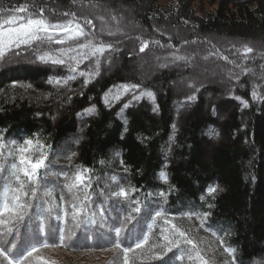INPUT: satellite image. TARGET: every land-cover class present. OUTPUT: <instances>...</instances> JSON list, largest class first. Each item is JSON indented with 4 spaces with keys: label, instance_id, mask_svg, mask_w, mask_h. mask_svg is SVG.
I'll return each instance as SVG.
<instances>
[{
    "label": "trees",
    "instance_id": "1",
    "mask_svg": "<svg viewBox=\"0 0 264 264\" xmlns=\"http://www.w3.org/2000/svg\"><path fill=\"white\" fill-rule=\"evenodd\" d=\"M117 4L149 32L136 39L141 55L160 42L152 28L174 26L187 40L230 38L231 50L215 46L223 59L264 73L253 44L264 42V0H0V248L15 244L9 258L21 264H125L126 248L128 264H264V89L244 75L213 106L205 95L223 92L198 87L173 111L176 74L142 83L125 56L102 74L116 44L89 12ZM28 19L48 31L8 43ZM57 100L68 105L58 121ZM218 111H229L221 124ZM70 139V156L57 157ZM22 148L44 159L35 180L22 175Z\"/></svg>",
    "mask_w": 264,
    "mask_h": 264
},
{
    "label": "rangeland",
    "instance_id": "2",
    "mask_svg": "<svg viewBox=\"0 0 264 264\" xmlns=\"http://www.w3.org/2000/svg\"><path fill=\"white\" fill-rule=\"evenodd\" d=\"M206 10L211 9L206 7ZM89 13L98 20L97 27L101 32L110 37L116 36L118 38L116 40H110L112 43L116 44V46L120 42L119 37L126 36V40H129L124 47L123 53L116 55L114 59L111 58L106 70H104L102 74L118 68L122 64L123 56L130 60V65L136 72V79L142 83L151 84L152 80L162 73L176 74V76H174V80H170L169 83L172 91L175 93L174 105L172 106L173 111L179 107L178 103L181 100L186 99L188 94L194 93L198 87L217 88L223 92V95L222 97L220 96V98L214 97L209 93L205 95L208 104L213 106L215 103L223 100L228 95L229 91L234 90L236 86L234 82L236 80L243 79L244 75H247V78L249 77L246 84L248 89L252 87L254 83L258 86V88L264 89L263 66L257 67L261 68V70L259 69L261 72L256 74L257 72L253 67L245 68V61L238 60L236 55L231 58L234 62H231L230 60L226 61L223 59L221 53L216 50L215 46H219L222 50H231V47H229L231 42L230 38L212 36L211 38L202 40L194 39L193 37V39L187 40L186 36L182 35L174 26H157L152 29L156 36H161L160 42L155 41V50L151 48L145 54L141 55L135 50V46L137 44L136 39L140 34L149 35V32H147L145 27L141 24L139 16L133 9L125 6V4H117L116 8L106 5V7L100 11L95 9ZM170 40L176 42L175 45H178V47H173L171 42H169ZM163 41L167 43V46H164L163 43H161ZM253 44L257 48L264 51V42H255ZM116 50H119L118 47H116ZM262 57L263 53H258V56H256L254 60L260 61ZM221 59L228 64V67L224 66ZM174 64H176L174 67H169ZM236 67H239L238 71ZM245 69L250 74H243ZM214 76H217V78L212 79ZM224 77H227L226 81L228 82L222 81V79H225ZM158 89L159 92H161L159 86ZM66 108H68V105L62 103L61 100L54 102L52 105L54 120H60ZM262 111V113H264V110ZM187 112L188 110H185V112L178 114L177 117L174 115L173 119L179 120ZM228 112L229 111H218L217 120L219 124H221ZM219 124L216 128H220ZM78 127H80V125ZM224 137L225 136H223V140L225 139ZM75 140L70 139L64 142L59 148V155H57V157H60V155L65 156V154L68 155V151L70 152L75 147ZM217 140L215 143L211 142L208 145L205 156L206 158H210L214 153L217 144L220 142ZM19 157V160L23 157L31 162H35L32 158V151L21 152ZM54 161H56V158ZM72 165L73 161L67 163L66 165H62L60 168L70 170ZM21 170L24 179H28V177L23 174L24 165H21ZM80 174L81 173H76L75 176L72 177L76 185L78 184L76 181H80L82 179ZM77 176L81 179L77 180ZM40 256L48 258L44 255ZM38 260L41 261L42 259L38 258ZM55 260L61 262V258H57Z\"/></svg>",
    "mask_w": 264,
    "mask_h": 264
},
{
    "label": "snow or ice",
    "instance_id": "3",
    "mask_svg": "<svg viewBox=\"0 0 264 264\" xmlns=\"http://www.w3.org/2000/svg\"><path fill=\"white\" fill-rule=\"evenodd\" d=\"M15 21H9V23H14ZM48 25H46V22L42 19H28L27 23H21L19 28H9L7 30V42L8 43H29L30 40L32 39H36V33L39 32H47L48 31ZM57 27H61L64 28L65 31H69V27L64 26V25H58ZM83 32L81 31H76L74 32V35H82ZM5 34L3 32H0V36H4ZM49 39H51V37H49ZM62 42V41H61ZM83 47V46H81ZM143 51V49H142ZM41 59L43 60L44 57H41ZM54 63H62V61H54ZM25 144L30 145L32 143L31 140H25L24 141ZM27 149L22 148L21 152H25ZM20 164L24 165V170H23V174L24 176L28 177L30 181L35 180L36 178V174H37V170L42 168L44 166V159L40 158L35 160V162H31L28 159L25 158H21L20 160ZM77 180H80L81 178L79 176L76 177ZM71 185L69 186V188L71 189ZM23 189V185H21V189H18L17 191H20ZM33 195L36 194V190L35 188H33ZM46 195H50V193H46ZM120 195H124L123 192L120 193ZM17 201H19V196L16 197ZM31 206V205H29ZM16 207L23 209L25 207V205L17 203ZM37 207H39V205H37ZM10 209L8 208V205L6 204L4 206V211H9ZM136 212H139L140 209L137 208L135 210ZM78 213L77 212H73L72 214V218L76 219ZM157 216L160 215L159 212L156 213ZM59 218V217H58ZM20 219H23V216L20 217ZM132 219V217H126L125 221L126 222H130ZM116 234L119 235L121 232V228H116L115 229ZM17 234L19 235V229L17 230ZM179 235L182 237L184 235V233L180 232ZM171 243V241H170ZM180 243L179 240L176 241V245L174 246H178ZM187 243L191 244L192 241H187ZM142 245L141 243H137L136 244V248H140ZM16 245L12 244L11 248L5 247V248H0V258H3L6 261V264H21L20 260H16L14 261L13 259L9 258V253L12 252L13 248H15ZM117 247H119V245H117ZM32 251H35V248L32 249ZM32 251L28 252L27 255L31 256ZM132 249L131 248H126L124 249V253H125V264H128V260H127V254L129 252H131Z\"/></svg>",
    "mask_w": 264,
    "mask_h": 264
},
{
    "label": "bare ground",
    "instance_id": "4",
    "mask_svg": "<svg viewBox=\"0 0 264 264\" xmlns=\"http://www.w3.org/2000/svg\"><path fill=\"white\" fill-rule=\"evenodd\" d=\"M116 39H118L116 36H112L111 38H109V40H116ZM119 39H120V42H119V44L116 46V47H118V51L116 52V54H114V56H113V59L115 58V56L116 55H120V54H122L123 53V50H124V47L126 46V44L129 42V40H126V36L124 37V36H122V37H119ZM111 65V64H110ZM176 64H174V65H170L169 67H174ZM104 70H106V67H102V69H101V73L104 71ZM217 76H218V74H217ZM217 76H214V78H212V79H216L217 78ZM225 78V77H224ZM227 78V77H226ZM226 78L225 79H222V81L224 82V81H226ZM226 82H228V81H226ZM169 88H171V85H169ZM213 143H215V142H213Z\"/></svg>",
    "mask_w": 264,
    "mask_h": 264
}]
</instances>
